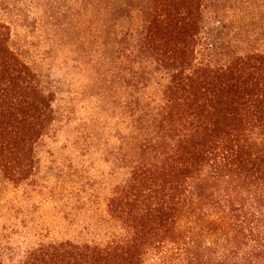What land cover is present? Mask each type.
<instances>
[{
    "label": "trees",
    "instance_id": "16d2710c",
    "mask_svg": "<svg viewBox=\"0 0 264 264\" xmlns=\"http://www.w3.org/2000/svg\"><path fill=\"white\" fill-rule=\"evenodd\" d=\"M148 5L131 36L134 164L108 204L118 231L23 264H264V54L220 58L214 43L201 54L203 0ZM8 30L0 24V170L12 182L34 168L56 112Z\"/></svg>",
    "mask_w": 264,
    "mask_h": 264
},
{
    "label": "rangeland",
    "instance_id": "374dc122",
    "mask_svg": "<svg viewBox=\"0 0 264 264\" xmlns=\"http://www.w3.org/2000/svg\"><path fill=\"white\" fill-rule=\"evenodd\" d=\"M203 6L201 54L211 43L220 58L264 54V0ZM149 10L148 0H0L10 47L40 74L56 112L28 176L11 182L0 170L1 264L67 242L103 245L118 231L108 204L134 164L131 36Z\"/></svg>",
    "mask_w": 264,
    "mask_h": 264
}]
</instances>
